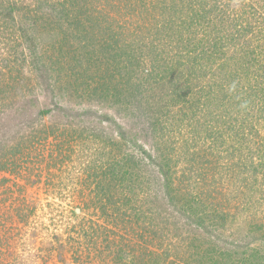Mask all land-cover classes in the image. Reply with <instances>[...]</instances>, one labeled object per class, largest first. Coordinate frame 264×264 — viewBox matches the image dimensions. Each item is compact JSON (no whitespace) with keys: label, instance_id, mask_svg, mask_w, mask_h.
<instances>
[{"label":"rangeland","instance_id":"obj_1","mask_svg":"<svg viewBox=\"0 0 264 264\" xmlns=\"http://www.w3.org/2000/svg\"><path fill=\"white\" fill-rule=\"evenodd\" d=\"M174 260L264 264V0H0V264Z\"/></svg>","mask_w":264,"mask_h":264},{"label":"trees","instance_id":"obj_2","mask_svg":"<svg viewBox=\"0 0 264 264\" xmlns=\"http://www.w3.org/2000/svg\"><path fill=\"white\" fill-rule=\"evenodd\" d=\"M131 50L133 51L134 49H131ZM131 55H132V53L130 52V55H129V56H130L131 58H133V56H131ZM254 58H255V57H254ZM246 258H247V257H246ZM246 258H244V259H246ZM244 259H242V261H244ZM168 264H182V263H180L179 260H178V261H175V260H174V261H170V262H168Z\"/></svg>","mask_w":264,"mask_h":264}]
</instances>
